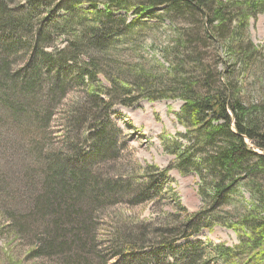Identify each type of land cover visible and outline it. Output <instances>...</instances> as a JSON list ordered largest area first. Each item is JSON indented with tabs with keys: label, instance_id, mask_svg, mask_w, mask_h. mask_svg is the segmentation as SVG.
Here are the masks:
<instances>
[{
	"label": "trees",
	"instance_id": "obj_1",
	"mask_svg": "<svg viewBox=\"0 0 264 264\" xmlns=\"http://www.w3.org/2000/svg\"><path fill=\"white\" fill-rule=\"evenodd\" d=\"M133 4L136 15L152 10L150 20L176 24L160 73L108 57L153 26L114 16ZM263 12L256 0H0V215L7 234L29 246L26 256L55 264H264V106L245 105L232 67L212 69L202 51L209 42L218 49L238 21L226 49L246 64L255 50L237 33ZM101 74L115 78L106 86ZM140 100L182 102L176 118L188 145L176 144L174 166L120 168L121 131L110 111ZM172 168L201 182L197 213L171 190ZM241 182L256 199L232 207L240 243L190 241L220 221L218 210H230ZM166 196L172 210L162 217L106 222L111 208H157Z\"/></svg>",
	"mask_w": 264,
	"mask_h": 264
},
{
	"label": "rangeland",
	"instance_id": "obj_2",
	"mask_svg": "<svg viewBox=\"0 0 264 264\" xmlns=\"http://www.w3.org/2000/svg\"><path fill=\"white\" fill-rule=\"evenodd\" d=\"M98 1L102 2V0ZM230 1L234 2V0ZM256 1L264 3V0ZM133 5L128 12L113 9L116 11L113 13L114 16H125L130 21L138 16L139 19H136L137 25H144L149 22L152 24L148 25L153 26L148 31L140 30L133 39V43L127 41L120 43V46L116 48H112L108 57H112V60L121 66L138 65V67L152 68L155 73H160L163 70V61H169L162 51L163 43L170 40L168 37L175 30L176 24L174 25L167 20L163 22H160L159 19L156 21L150 20L152 10L142 15L141 13L136 15L137 6ZM101 8L102 4L98 6V9ZM156 12L160 13V9ZM186 25L188 26L187 23ZM236 26H238V21L233 22L229 36L218 49L211 42L206 44L207 48L202 50L206 57L205 65L212 67V69L216 68L219 72L231 71L232 67L235 71L234 75L240 95L243 97V103L250 106H264V12L263 14L250 16L243 24L244 31H238L237 33L241 35L244 46L251 44L255 50L253 58L246 59V64L242 61L240 64L237 63L232 54L228 53L226 49L229 47L227 43H230L231 36H234ZM61 41L60 39L55 44L60 45ZM166 67L167 64L164 65V69ZM99 77L103 84L109 86L110 80H113L115 75L108 77L110 80L103 77L102 74ZM181 106L182 102L180 100L155 102L140 100L130 108L115 106L110 111L111 121L121 131L119 143L121 149L120 168L122 171L131 173V171L149 165L163 170L176 164L175 156L172 154L177 148L176 144L180 145L182 150L183 146L188 145L180 137L186 135V130L183 125L178 123L176 118ZM57 135L59 136V134ZM169 176L174 181L170 185L171 190L176 194L180 204L189 214L197 213L204 205L198 192L201 182L195 173L181 175L176 169L172 168ZM247 189L243 182L239 183L235 188V195L233 194L228 201L232 205L230 210H218L217 215L220 217V221L211 230H202L190 241H199L203 244L212 243L213 245L222 244L229 248L237 246L240 239L238 231L234 230V210H231L235 203L238 204L237 207L240 211L246 206L255 204L254 200L256 198L253 199V193L250 194ZM171 210L172 207L168 204L166 196V199L157 208H152L151 205L134 208L118 205L111 208L108 210L110 216L106 215V222L128 220L130 223L136 224L135 220L142 222L153 219L155 216L162 217V214H158L159 216L156 214L170 212ZM224 218H230V220L224 221ZM6 224V220L0 215V264H55L54 260L31 259L26 256L29 246L27 244L22 245L15 238L9 236L6 231ZM105 230H107L106 226L102 224L99 231L100 237L104 236Z\"/></svg>",
	"mask_w": 264,
	"mask_h": 264
}]
</instances>
